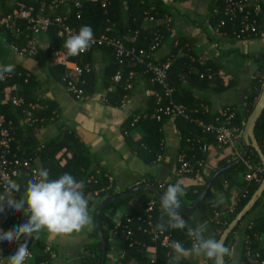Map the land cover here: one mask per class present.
I'll use <instances>...</instances> for the list:
<instances>
[{
    "label": "crops",
    "instance_id": "0c3cea01",
    "mask_svg": "<svg viewBox=\"0 0 264 264\" xmlns=\"http://www.w3.org/2000/svg\"><path fill=\"white\" fill-rule=\"evenodd\" d=\"M16 1L0 0V13L3 12V8L12 7ZM161 1L168 7L169 12L164 17L154 18L153 21H146L143 18L141 26L143 29H149L163 24L167 28L168 34L162 40L154 58L159 61L170 56L177 60L185 59L189 61V65L193 66L191 68L194 73L201 71L206 65L211 67L216 75V82L203 81L202 83H199L195 77L188 78L181 75L179 81L173 82V100L189 108L200 109L209 113H216L225 106L233 108V112H237L242 107L251 80L258 75V67L263 62L262 56L259 55L264 50V28L258 36L241 40L233 39L226 34L214 35L210 31L207 32L211 0ZM253 1L260 2L264 6V0ZM15 40H18L15 42L16 46L24 43L23 38ZM0 42H2L1 35ZM37 42V51L31 56L15 53L10 50L9 46L5 50L0 48V65L18 66L32 74L39 84L37 99L32 103L34 108L27 107L20 115L15 113L16 140L27 144L28 139L32 137L39 143H43L56 136L63 129H72L112 177L113 187L117 190L134 187L146 179L158 183H175L178 180H183L184 184L187 185L186 188H192V192H194L196 186L205 183L203 175L210 170L219 168L220 162L224 160L231 162L240 154L242 149L241 137L235 139L230 146H221L214 141L207 140V151L204 153L202 172L189 177L179 170L178 165L181 148L180 131L186 128L185 121L178 118H166L162 125L163 152L155 163L145 165L129 149L122 135V126L125 120L137 111H146L149 108L150 85L145 74L130 68L128 74L132 73L133 85L131 94L120 105H111L106 100V94L113 92L114 87L113 85L105 86L104 80L109 59L106 54L95 50L91 61L92 70L96 74L93 93L77 100L65 90L63 84L47 74V69L56 65L48 56L49 47L57 42L55 30L50 29L40 34ZM138 43L140 45L145 44L143 40ZM49 102L56 107L57 119L34 130L29 129L28 122L32 112L44 110ZM141 133V128L138 126L129 132L134 140H138ZM198 134L203 139V134ZM34 163L43 168L37 158ZM246 169V162H244V165L239 168V173L243 174ZM27 181L26 174L20 175L17 180L21 185V192ZM244 181L245 178L241 175L235 180L226 179L224 188L214 192L215 202L223 207L231 206L235 198H238ZM147 196V194L141 193L133 198L131 202L133 208L137 209ZM260 198L257 211H260L264 216V192ZM95 206L96 202L88 207L92 224L81 232H73L65 237H50L46 231H42L38 240L30 239L28 247L34 255L35 262L81 264L80 255L83 246L94 240ZM122 215L123 210L119 209L111 217L114 228L109 232V249L106 253L105 264H139L138 260L133 257L127 260L120 258L124 245L123 236L121 233L118 234L117 227ZM197 216L198 224L207 225V221L203 219L200 212H197ZM4 221V212H0V222ZM244 224L243 222L238 227L228 245L232 255L226 257V264H246L242 259ZM205 235L214 238V233L208 226ZM258 242L259 246L262 247L264 237H259ZM170 250L163 252L158 251L156 246H146L143 251L144 256H140V258L151 260V257L155 256V264H167ZM41 253H46L47 259L37 260V256ZM10 255L12 254H8L1 260L0 264H6ZM183 260L189 264H211V261H206L204 257H189Z\"/></svg>",
    "mask_w": 264,
    "mask_h": 264
},
{
    "label": "trees",
    "instance_id": "16d2710c",
    "mask_svg": "<svg viewBox=\"0 0 264 264\" xmlns=\"http://www.w3.org/2000/svg\"><path fill=\"white\" fill-rule=\"evenodd\" d=\"M30 0H17L12 7L3 8V12L0 14H7L11 12L14 8L18 7L22 3H29ZM80 8L74 7L71 2H66L63 5L59 6L57 10L53 14H62L63 10H67V23L79 30L83 25L91 26L93 30V35H99L104 31L106 26L112 22L115 24L116 29L115 32L121 34L128 29L138 28L141 30V34L139 37V41L143 40L145 44L140 45L138 42L136 47H146L149 42L150 31L157 30L161 33L163 39L168 34L167 28L165 25H157L155 27L149 29H143L142 21L144 17H153L155 19L164 17L168 12V7L161 0H105V5L102 6L101 0H80ZM262 6V13L259 17L260 24V33L264 28V6ZM218 9L217 12H214L213 9ZM222 3L221 0H211L209 6V16L207 19V32L210 31L209 27H214L220 18L223 17L221 12ZM80 13L79 18L76 16V12ZM45 13H48L46 10ZM226 32V35L232 36V28L231 24L228 22L226 26L223 28ZM259 33V34H260ZM258 34V35H259ZM0 35L2 37V42H0V48L5 50L9 43L18 42L15 40L20 37L12 36L11 32L8 30H0ZM257 35V36H258ZM256 37V36H255ZM95 50H99L100 53L106 54L109 59V65L107 66L106 73L104 75L105 86L113 85V92L106 94V100L108 103L114 106H118L121 102L131 94L132 88L129 90L124 89L125 81L128 77V72L131 69L139 70L144 73V67L135 62H128L124 66L121 67L122 77L120 82L114 83L112 80L113 74L120 68L118 64L114 61V54L111 48L108 47H91L88 51L80 54L78 57L74 58V60L80 65L88 64L89 70L84 73V85L83 90L85 97L91 93H93L94 85L96 82V74L92 70L91 61L92 55ZM263 58V62L258 67V75L255 76L250 82L249 90L247 91L242 107L238 109L237 112L234 111L233 124L237 126L239 129H243V125L246 121L247 116L253 109V106L259 96L261 91L262 84L264 82V50L260 52V55ZM169 59L170 60V69L168 74V83L172 87L174 81H179L180 76L184 75L185 77L192 78L195 77L199 83L203 81H213L216 82V75L212 71V68L209 66H204L201 71H196L194 73L192 65L188 64V60L185 59H174L172 56L163 59L162 61ZM182 61V62H181ZM129 65V67H127ZM14 66V71L12 74L14 75L12 78L7 79L5 82L0 81V90L3 92V95L0 97V111L4 114L5 118L11 121L13 125V136L14 141L12 143V150L16 152L23 158L28 160H35L36 158L41 163V166L49 172V177L52 179L58 178L65 172L73 175L78 181L82 180L85 183L84 192L86 196L90 197L89 206L96 202L95 210L97 206L103 202L104 200L112 197L115 194H118L122 191H126L129 188H125L124 190H117L113 187V180H109L108 172L100 165L98 159L94 157L88 150L87 146L79 140L76 132L72 129H63L56 136L50 138L49 140L39 143L35 138H29L28 143L20 142L16 137L17 127H16V117L15 113L18 115L21 114L26 108L28 103H34L37 99V91L39 90V84L35 80L32 74H29L26 70ZM211 73V79H203L199 77V74L205 73L207 71ZM20 73L19 76H15V74ZM27 74V77H25ZM47 74L52 76L57 82L64 84L63 76L65 75V68L61 65H53L47 69ZM146 76V80L150 85V104L149 108L146 111H137L135 114L129 116L122 126V135L125 143L131 149L136 156L144 163L145 165H151L155 163L158 157L163 152V132L162 125L164 119L166 117L161 118L160 120H155L150 118V114L154 108V92L158 90V86L152 84L149 81L150 75L144 73ZM195 74V75H194ZM26 78V81L24 79ZM16 84V91L11 92L10 87ZM173 89V88H172ZM17 94L18 96L24 99V105L21 106H13L7 98V95ZM3 100L1 101V99ZM187 107V106H186ZM188 109H193L189 108ZM226 108H230L225 106L221 108L216 113H209L204 110H199L197 116L204 123H214L215 118L221 115L222 111ZM234 110L233 108H230ZM58 116V112L53 103L49 102L47 107L44 110H39L37 112H32V116L29 120V129L39 128L41 126H45L49 123L54 122ZM135 116H139L138 121L135 125L131 126L133 118ZM178 119H182L178 117ZM186 128L181 129V148L180 152H185L188 157L192 154L196 158L205 159L203 153L198 151L196 148L191 149V146L187 144L186 139L192 134H201V129L194 123L188 122L186 120ZM141 128V137L138 140H134L131 138L129 132L131 129L135 127ZM255 137L257 139L258 145L264 154V109L258 118L255 126ZM202 135V134H201ZM202 140L207 141H215L214 135L211 133H204L202 135ZM227 146V145H226ZM230 146V145H229ZM61 157L64 158L62 162ZM244 162H248L251 169L249 171L255 173V177L250 180H245L243 184V188L238 195L239 201L232 208L223 207L217 204L214 200V192L221 191L224 188V181L226 179L235 180L240 175L244 176L246 170L243 171V174L239 173V168L244 165ZM227 160H224L219 163L220 166H224L228 164ZM179 165V164H178ZM203 169V168H202ZM202 169L199 170V173L202 172ZM259 169V171H258ZM214 170H210L205 175H203L204 180L207 178ZM189 177H193L194 172L186 173ZM21 175H25L22 173ZM263 175L262 166L260 164L259 158L255 151L250 150L248 155L244 158V160L236 167L229 169L221 174H219L212 182L210 189L207 191L204 198L198 204L196 209L191 211H181L182 217L190 224L195 227L199 223V219L197 216V212H200L203 216V219L207 221V226L214 233V238H219L220 234L224 230V228L229 224L232 218L242 209V207L247 203L253 192L256 190L258 185L261 182ZM27 176V175H26ZM20 178V176L16 179V181ZM28 180L30 179L27 176ZM142 183H149L156 186L161 194L166 190L169 183H158L153 182L152 180H144ZM202 184L196 186L194 192H192V188H186V194L181 197V206H186L191 204L198 196L202 189ZM145 193L148 196L145 197L140 203L137 209L133 208L131 204L133 198H135L138 194ZM244 195V197H242ZM154 202V208L151 212V217L154 225L159 222V217L161 214L160 208V199L154 196L148 190H139L127 196L121 197L111 203H109L100 213V224L103 232V236L106 241L107 251L109 249V232L113 230L114 226L111 222V217L116 210L122 209L123 215L120 221V224L117 227L118 234H124L126 218L132 217L137 218L139 216L146 215L145 208L149 201ZM261 198L255 203L254 207L242 218V220L238 223V225L230 232L224 241L226 247L231 243L233 234L237 231L238 227L244 222V238H243V247L245 244V236L250 238V241L255 250H258L261 254H264V245L262 247L259 246L258 238L264 237V216L259 211H257L258 206L260 205ZM130 227L133 230V234L135 239L139 240L144 246L127 248L126 242L123 238V245L125 250V256L123 260L130 259L131 257L138 260L139 264H150V260H143L140 256L143 255V251L146 246H156L158 251L166 252L164 248H162L158 243L152 241L151 237L148 234L142 232V230L138 229L140 223L137 221H133L129 223ZM170 240H184L186 238V230H170ZM94 240L91 243L85 244L82 248L80 255V263L81 264H100V242L99 238L96 235V226L93 231ZM258 237V238H256ZM185 248H190L191 245L187 242L183 243ZM42 250L44 248L42 247ZM171 252V250H170ZM47 259L46 253H41L37 256V260H45ZM164 259H166L164 257ZM226 259V258H225ZM243 261L248 264L246 258L242 257ZM180 264H189L187 261L182 260Z\"/></svg>",
    "mask_w": 264,
    "mask_h": 264
},
{
    "label": "built area",
    "instance_id": "2783aa9c",
    "mask_svg": "<svg viewBox=\"0 0 264 264\" xmlns=\"http://www.w3.org/2000/svg\"><path fill=\"white\" fill-rule=\"evenodd\" d=\"M31 2L22 3L7 14H0V30H8L12 36L24 39V43L16 46L15 42H11L8 46L11 51L21 54L23 56L34 55L37 51L38 37L40 34L55 30L57 42L49 47V58L56 65H61L65 68V75L63 76L64 88L75 99L81 100L85 98L83 85L84 73L89 70L88 64L80 66L74 58L77 56H68L66 49L63 48L64 40L69 33H76L79 30L71 27L67 23V10H63L62 14H53L57 8L66 2H71L74 7L80 8V0H30ZM214 1V0H213ZM216 1V0H215ZM102 6L105 5V0H101ZM221 12L223 17L219 19L214 27H209L210 32L214 35L226 34L223 29L226 23L231 24L232 36L236 40L252 38L260 33L259 17L262 13V6L260 2L253 0H221ZM48 10V13H45ZM214 12L218 9L214 8ZM76 16L79 18L80 13L77 11ZM146 21H153V17H144ZM115 24L110 22L104 31L99 35L94 36V42L91 47H108L111 48L114 54V61L120 67L112 76V80L116 83L120 82L122 77L121 67L128 62H135L144 67V73L150 75L149 81L158 86V90L154 92V108L149 115L150 118L160 120L166 118H183L184 120L196 124L201 129V134L211 133L214 135L215 141L221 146L232 145L234 140L241 137V129L233 124L234 112L230 108L222 111L221 115L215 118L214 123H204L199 119L197 114L199 110L188 109L185 105L176 103L173 100V89L168 83V74L170 69V60L159 61L154 58L155 52L159 49L163 37L157 30L150 31L149 42L146 47H136L135 44L139 40L141 30L138 28L128 29L125 32L118 34L115 31ZM90 47V48H91ZM89 48V49H90ZM88 49V50H89ZM87 50V51H88ZM20 73L15 74L19 76ZM14 75L8 74L4 80L12 78ZM27 77V74L26 76ZM200 78L211 79V73L208 70L205 73L199 74ZM26 81V78L24 79ZM132 88V73L128 74L125 81L124 89ZM16 91V84L10 87V91ZM3 92L0 90V97ZM8 100L13 106L24 105V99L17 94L7 95ZM34 104L28 103L27 107L33 109ZM139 116H135L131 126L135 125ZM199 134L190 135L186 141L191 146V149H197L201 153L207 151V142L200 138ZM13 125L11 121L7 120L4 114L0 111V192L3 191L2 181L5 177H10L16 180L22 173L30 178L37 170L44 169L34 163V160H28L21 157L12 150L13 143ZM179 170L182 173L198 174L199 170L203 168L204 159L196 158L194 154L190 157L185 152H180L178 156ZM246 172L244 174L245 180H250L255 177V173L249 171L251 169L248 162H246ZM259 171V169H258ZM111 180V177H109ZM140 184V183H139ZM136 184V185H139ZM135 185V186H136ZM244 197V195H242ZM239 201V197L235 198L233 204L229 206L232 209ZM154 208V202H148L145 212L146 215L137 218H126V225L123 238L126 242L127 248L144 246L139 240L135 239L133 230L129 223L134 220L140 223L138 229L143 233L148 234L152 241L158 243L165 250H170L165 245L170 242V233L168 230L163 234L155 232V225L152 221L151 212ZM5 221L0 222V230L8 231L14 226H17L25 221L26 218L22 213H12L10 210L4 211ZM258 238V237H256ZM182 244L187 242L190 245L192 241L188 236L184 240H175ZM20 242H13L11 244L0 242V261L8 254H13ZM29 248V247H28ZM125 250L120 255L124 258ZM243 256L246 258L248 264H264V254L253 248V245L248 236H245V244L243 247ZM151 261V260H150ZM25 264H44V262H35L34 255L29 248V256Z\"/></svg>",
    "mask_w": 264,
    "mask_h": 264
},
{
    "label": "clouds",
    "instance_id": "9594fccd",
    "mask_svg": "<svg viewBox=\"0 0 264 264\" xmlns=\"http://www.w3.org/2000/svg\"><path fill=\"white\" fill-rule=\"evenodd\" d=\"M93 42L91 26L83 25L78 32L69 33L63 48L68 56H77L86 52ZM13 71L14 66L11 64L0 65V80ZM2 187L0 212L8 209L12 213H22L26 218L23 223L6 232L0 230L2 243L23 240L8 257L6 264H25L29 256L28 241L38 240L42 231H46L50 237H65L73 232H81L92 224L88 211L90 197L84 192L85 183L68 172L52 179L46 169L37 170L22 192L21 185L10 177L3 178ZM186 187L183 180L169 183L160 198L161 214L155 232L163 234L170 229L186 230V235L192 241L190 248H185L179 241L168 242L165 246L171 252L167 264H180L189 257H204L211 264H226L225 258L230 257L232 252L223 240L206 236V224L200 223L193 227L182 217L181 197L186 194ZM155 261V256H152L150 264H155Z\"/></svg>",
    "mask_w": 264,
    "mask_h": 264
},
{
    "label": "water",
    "instance_id": "95a60500",
    "mask_svg": "<svg viewBox=\"0 0 264 264\" xmlns=\"http://www.w3.org/2000/svg\"><path fill=\"white\" fill-rule=\"evenodd\" d=\"M264 109V82L261 87V91L259 93V96L253 106L252 111L250 114L247 116L246 121L243 125V129L241 131V142H242V149L240 154L237 156L236 159L233 161L229 162L228 164L221 166L214 170L210 176L207 178L205 183L202 186V189L200 193L198 194L197 198L189 205L186 206H181V211H191L196 209L198 204L201 202V200L204 198L206 195L207 191L210 189L211 184L213 180L221 173L232 169L236 166H238L244 158L248 155L250 150H253L256 152L260 164L262 166V179L256 190L253 192L247 203L242 207V209L232 218V220L229 222V224L224 228L222 233L220 234L218 239H222L223 242L226 240L228 234L232 232V230L238 225V223L242 220L244 216L254 207L255 203L258 201V199L262 196L264 192V154L262 153L257 139L255 137V126L258 118L260 117L262 111ZM139 190H148L150 191L154 196H156L158 199L161 198V192L160 190L149 183H142L139 185H136L134 187L129 188L126 191H122L118 194L113 195L112 197L104 200L101 202L96 210H95V215H94V220H95V226H96V235L99 238L100 242V264H105L106 260V253H107V246H106V241L103 236V232L101 229V224H100V213L101 211L111 202L127 196L129 194H132L134 192H137Z\"/></svg>",
    "mask_w": 264,
    "mask_h": 264
},
{
    "label": "rangeland",
    "instance_id": "374dc122",
    "mask_svg": "<svg viewBox=\"0 0 264 264\" xmlns=\"http://www.w3.org/2000/svg\"><path fill=\"white\" fill-rule=\"evenodd\" d=\"M64 160V158L63 157H61V161L60 162H62Z\"/></svg>",
    "mask_w": 264,
    "mask_h": 264
}]
</instances>
